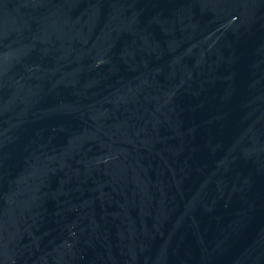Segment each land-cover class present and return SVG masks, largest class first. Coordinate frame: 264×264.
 <instances>
[{
    "label": "water",
    "instance_id": "1",
    "mask_svg": "<svg viewBox=\"0 0 264 264\" xmlns=\"http://www.w3.org/2000/svg\"><path fill=\"white\" fill-rule=\"evenodd\" d=\"M0 264H264V0H0Z\"/></svg>",
    "mask_w": 264,
    "mask_h": 264
}]
</instances>
